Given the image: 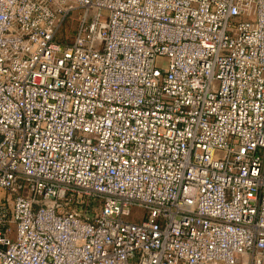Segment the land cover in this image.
I'll return each instance as SVG.
<instances>
[{
	"label": "built area",
	"instance_id": "obj_1",
	"mask_svg": "<svg viewBox=\"0 0 264 264\" xmlns=\"http://www.w3.org/2000/svg\"><path fill=\"white\" fill-rule=\"evenodd\" d=\"M0 264H264V0H0Z\"/></svg>",
	"mask_w": 264,
	"mask_h": 264
},
{
	"label": "trees",
	"instance_id": "obj_2",
	"mask_svg": "<svg viewBox=\"0 0 264 264\" xmlns=\"http://www.w3.org/2000/svg\"><path fill=\"white\" fill-rule=\"evenodd\" d=\"M76 22L68 21L65 23L57 34L56 41L58 43H67L73 36Z\"/></svg>",
	"mask_w": 264,
	"mask_h": 264
},
{
	"label": "rangeland",
	"instance_id": "obj_3",
	"mask_svg": "<svg viewBox=\"0 0 264 264\" xmlns=\"http://www.w3.org/2000/svg\"><path fill=\"white\" fill-rule=\"evenodd\" d=\"M134 212V211H133Z\"/></svg>",
	"mask_w": 264,
	"mask_h": 264
}]
</instances>
